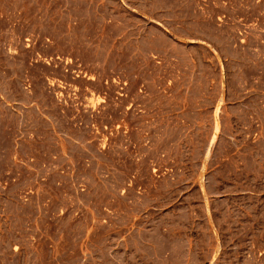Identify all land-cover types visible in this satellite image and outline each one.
Segmentation results:
<instances>
[{
    "label": "rangeland",
    "instance_id": "obj_1",
    "mask_svg": "<svg viewBox=\"0 0 264 264\" xmlns=\"http://www.w3.org/2000/svg\"><path fill=\"white\" fill-rule=\"evenodd\" d=\"M0 264H264V0H0Z\"/></svg>",
    "mask_w": 264,
    "mask_h": 264
},
{
    "label": "built area",
    "instance_id": "obj_2",
    "mask_svg": "<svg viewBox=\"0 0 264 264\" xmlns=\"http://www.w3.org/2000/svg\"><path fill=\"white\" fill-rule=\"evenodd\" d=\"M122 89H123L122 87L119 88V92H118L119 95H123V94H124V93L122 92ZM72 96H74V93H72ZM57 101H58L59 103H62V104L65 103V100L61 97V94H59V98H57ZM118 127H119V126H117L116 129H118ZM90 128L92 129L94 135L99 136L100 138H104V141H103V140H99V142H98V146H99L100 148L105 147V146L107 145L106 142H107L108 138L111 137V136L113 135V133L111 132V130L108 131V132L105 133V134H102V132H100V130L98 129V127H97L96 125L91 124V125H90ZM103 129L106 130V129H107V126H103ZM100 145H103V146H100Z\"/></svg>",
    "mask_w": 264,
    "mask_h": 264
}]
</instances>
